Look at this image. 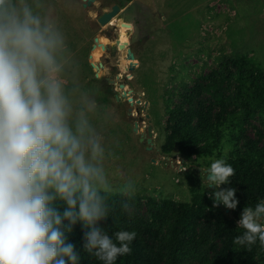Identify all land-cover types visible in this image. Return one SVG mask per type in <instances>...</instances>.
<instances>
[{
	"label": "rangeland",
	"instance_id": "374dc122",
	"mask_svg": "<svg viewBox=\"0 0 264 264\" xmlns=\"http://www.w3.org/2000/svg\"><path fill=\"white\" fill-rule=\"evenodd\" d=\"M41 2L52 10L66 36L69 71L98 102L93 123L105 137V168L112 183L135 182L134 194L122 196L130 205L126 210L128 227L137 233L133 240L136 264L164 263L167 253L163 235L169 228H176L185 242L179 264H213L215 257L232 248L240 252L226 234H216L210 215L192 220L194 228L187 230L171 215L180 202L189 201L190 194L185 171H179L188 169V161L168 139L188 119L199 130V121L204 118L213 123L220 114L237 112L236 66L228 61L225 79L214 78L220 62L231 54H245L258 61L264 80V0ZM113 4L120 10L109 22L99 23L98 17ZM138 20L140 29L135 24ZM122 21L132 27H122ZM120 37V42H128L126 47L132 49L134 59L126 58V47L119 48L116 40ZM167 102L185 114L168 113ZM237 117L238 128L232 133L237 147H262L264 117L258 110ZM191 159L209 196L214 187L206 186L207 175L204 177L201 169L210 167L215 157L198 158L193 152ZM218 206L232 211L223 204ZM249 253L256 264H264L260 242L252 245Z\"/></svg>",
	"mask_w": 264,
	"mask_h": 264
},
{
	"label": "clouds",
	"instance_id": "9594fccd",
	"mask_svg": "<svg viewBox=\"0 0 264 264\" xmlns=\"http://www.w3.org/2000/svg\"><path fill=\"white\" fill-rule=\"evenodd\" d=\"M69 68L67 39L50 8L0 0V264H80L68 240L78 222L80 248L103 264L132 252L137 233L113 238L102 222L109 197L132 196L135 182L112 183L105 137L93 123L98 102ZM201 172L214 187L213 206L235 209V189L221 188L235 175L226 153ZM237 227L244 231L235 245L250 251L259 240L264 247V199L243 208Z\"/></svg>",
	"mask_w": 264,
	"mask_h": 264
},
{
	"label": "trees",
	"instance_id": "16d2710c",
	"mask_svg": "<svg viewBox=\"0 0 264 264\" xmlns=\"http://www.w3.org/2000/svg\"><path fill=\"white\" fill-rule=\"evenodd\" d=\"M139 23V20L135 22L137 29H140ZM228 61L236 66L234 76L237 82V93L234 95V101L236 100L238 105L237 112H231L228 115L220 114L213 123L206 122L204 118L199 121V130L188 119L179 127L177 133L168 139L171 144H175L180 157L188 161V169L184 172V178L190 194L189 201L180 202L171 215L186 230L194 228L192 220L206 218L210 215L215 222L216 234H226L233 247L241 250L236 252V249L232 248L227 254H219L214 258L213 264H256L253 254L249 253L245 247L235 245L233 240L234 237L242 235L244 231L237 227V220L240 219L243 208L245 206L254 208L264 199V145L260 148L251 145L241 150L235 144L232 133L238 128L237 115H250L258 110L259 115L264 117V80L261 78L263 68L258 61L256 62L247 55L234 53L227 60L220 62L215 80L225 79L224 68ZM166 110L174 115L185 114L182 109L170 107L168 102ZM193 152L198 158L215 157V159L225 157L226 153V163L235 169V175L230 178L228 184H222L221 188H234L235 197L238 200L237 207L230 213L218 205L214 207L212 199L204 192L200 172L196 168L195 160L191 159ZM123 202L121 194L110 196L109 218L102 222L107 233L113 238L117 231H133L128 227L127 213L122 208ZM83 231L82 225L78 222L73 231L68 234V240L76 244L80 251V264H103L80 248L83 243ZM163 245L167 253L163 264H179L183 257L185 242L179 238L176 228H169L163 235ZM130 247L132 248L131 254L118 257L114 264H136V247L133 241Z\"/></svg>",
	"mask_w": 264,
	"mask_h": 264
},
{
	"label": "water",
	"instance_id": "95a60500",
	"mask_svg": "<svg viewBox=\"0 0 264 264\" xmlns=\"http://www.w3.org/2000/svg\"><path fill=\"white\" fill-rule=\"evenodd\" d=\"M84 6H85V4H84ZM120 10V7H119V5L118 4H113L112 6H111V8H110V10H108V11H105V12H103L99 17H98V22L99 23H101V24H105V23H107V22H109L110 20H111V18H113L116 14H117V12ZM120 24L121 25H125V26H129V25H131L130 23H128V22H124V21H122V22H120ZM129 28V27H128ZM116 43L118 44V46H119V48H124V47H126L127 46V41L125 40L124 42H120V38H117V40H116ZM126 58H128V59H134V53H133V51H132V49L130 48V47H126ZM91 65L92 66H95L94 65V63H91ZM112 81V80H111ZM123 84H119V87L120 88H123ZM122 96H124V94L122 93ZM118 97V96H117ZM129 99V101L131 102V103H133V101H132V97H129L128 98ZM129 113H131V108H129ZM135 129L138 127V124L135 122ZM148 130H149V135H151V131H150V126L148 127ZM140 140L141 141H143L144 140V135L143 134H141V136H140ZM146 142L147 143H149V144H151V138L150 137H147L146 138ZM210 175V174H209Z\"/></svg>",
	"mask_w": 264,
	"mask_h": 264
},
{
	"label": "bare ground",
	"instance_id": "6f19581e",
	"mask_svg": "<svg viewBox=\"0 0 264 264\" xmlns=\"http://www.w3.org/2000/svg\"><path fill=\"white\" fill-rule=\"evenodd\" d=\"M122 27H124V25L122 26ZM126 27V26H125ZM126 28H128V27H126ZM122 32V31H121ZM126 34V33H125ZM120 41H122V37H120ZM124 95H125V92H122ZM131 93V92H130ZM122 95V94H121Z\"/></svg>",
	"mask_w": 264,
	"mask_h": 264
}]
</instances>
